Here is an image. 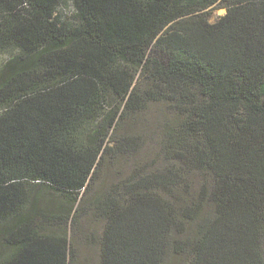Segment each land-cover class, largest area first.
I'll return each mask as SVG.
<instances>
[{
  "label": "trees",
  "instance_id": "obj_1",
  "mask_svg": "<svg viewBox=\"0 0 264 264\" xmlns=\"http://www.w3.org/2000/svg\"><path fill=\"white\" fill-rule=\"evenodd\" d=\"M0 51V264H76L90 209L99 264H264V0H0ZM154 103L151 169L76 207Z\"/></svg>",
  "mask_w": 264,
  "mask_h": 264
},
{
  "label": "rangeland",
  "instance_id": "obj_2",
  "mask_svg": "<svg viewBox=\"0 0 264 264\" xmlns=\"http://www.w3.org/2000/svg\"><path fill=\"white\" fill-rule=\"evenodd\" d=\"M214 7L215 6L209 8V19L211 22L217 21L220 16L226 13V8L214 9ZM58 9L63 12L65 17H69L74 12V7L71 3L69 5L59 4ZM8 55L7 52L0 51V62L5 60ZM118 106L119 104L111 96L110 107L116 110ZM162 107L161 104H151L147 110L142 111V113L136 116H132V119H128V116H126L124 120H121L118 128L110 130L109 136H111V139H113L114 136L120 137L122 135L141 136L143 139L141 150L139 153H134L135 155L132 154L133 156L128 154L121 155L120 159L115 163H113L111 157H106V161L103 163L98 175L90 185L89 192L83 194V196L79 195L76 207L81 203V199L85 198V196L92 197L97 190H100L101 194L104 192L109 193L111 190L110 184L116 182L120 184L122 180L133 175L136 170H141L143 167L147 170L151 169L148 163H151L153 156L158 151L157 148L160 139L159 132L165 122V113L161 112ZM123 108L124 105L121 104L120 110H123ZM89 130L91 131L90 126ZM110 144L115 145V141L113 140ZM197 188L198 186L194 185L192 192H195ZM37 190H40L39 194H42L46 202L53 203V206H57L60 201H64L66 198L64 191L53 189L51 186H39L36 188L35 192ZM104 226L105 220L97 217V213L93 209L89 210L88 215L82 216L79 223V231H76V244L81 250V256L79 259L77 258L76 264H99V249L91 245L90 237L87 236H90L91 233L101 235ZM65 230L69 236L75 234L73 233L72 224L67 225Z\"/></svg>",
  "mask_w": 264,
  "mask_h": 264
}]
</instances>
